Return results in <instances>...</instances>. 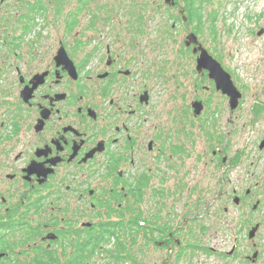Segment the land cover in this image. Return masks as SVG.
<instances>
[{
  "label": "flooded vegetation",
  "instance_id": "af4514ba",
  "mask_svg": "<svg viewBox=\"0 0 264 264\" xmlns=\"http://www.w3.org/2000/svg\"><path fill=\"white\" fill-rule=\"evenodd\" d=\"M192 7L199 13L193 22ZM0 9L13 15L3 25L9 34L0 35V264H143L146 256L173 264L198 253L262 264L257 240L264 222L247 214L258 212L262 200L239 180L227 194L210 185L209 166L216 177L229 165L224 149L214 150L209 163L205 142L199 143L188 160L191 154L177 146L172 127L160 126L153 106L160 58L171 42L160 34L158 16H168L176 33L180 20L199 22L201 5L0 0ZM190 33L199 37L195 28ZM178 46L176 59L190 55L197 63L199 45L182 37ZM196 72L200 82L210 80L233 119L230 97L208 71ZM196 102L203 109L211 104L195 98L192 109ZM150 198L153 215L146 212ZM221 213L234 221L232 248L197 243L210 227L222 230ZM242 233L249 252L240 250Z\"/></svg>",
  "mask_w": 264,
  "mask_h": 264
},
{
  "label": "rangeland",
  "instance_id": "374dc122",
  "mask_svg": "<svg viewBox=\"0 0 264 264\" xmlns=\"http://www.w3.org/2000/svg\"><path fill=\"white\" fill-rule=\"evenodd\" d=\"M179 2L181 6H185V3L191 0H179ZM194 5L202 6L203 22L186 26L180 20L181 26L177 27L176 33L171 29L172 23L168 21V16L161 14L158 16L159 24L164 27L160 29V34L171 42L168 44L167 55L160 58L161 71L158 87L153 92V106L159 117L160 126L172 127L177 146L191 154L188 160L193 161L197 156L194 150L199 151V143L203 146L205 142L209 163L213 158L214 150L224 149L223 156L229 158V165L222 172L218 171L216 177L212 176L213 167L209 166L208 182L210 185L217 184L216 189L220 187L223 191L226 190L225 194H227L231 181L235 184L238 180L242 181L241 187L250 188L255 193V200H262V207L258 212H252L249 208L250 213L247 211L246 213L251 215L253 222H264V149H260L264 141V0H196ZM11 12L12 9H0V35L9 34L4 30L7 26L3 25L13 17ZM212 16L217 18L215 25L210 22ZM192 28L198 30V40L203 48L231 75L235 86L243 94L233 119L229 117L231 110L222 96L211 92L210 80L199 81L195 59L190 55H180L179 58H175L180 51L178 42L182 37H188L189 29ZM172 37L177 39L173 41ZM195 98L211 101L207 108L202 109L200 114L203 117L198 120L193 116L196 115L195 109L190 105V101ZM222 111L224 112L221 113ZM187 114H191L192 117H187ZM167 161L171 164L176 162L171 161L170 158ZM221 173L225 178L224 182ZM163 202L161 201L162 205ZM180 203L175 202V209L171 205L169 210L171 212L178 210ZM255 203L256 201L253 202ZM164 204L166 207L170 206L168 202ZM145 206L148 214L153 215L157 212L155 202L151 198L146 200ZM232 206V204L229 206L230 212H235V216L239 219L238 209ZM163 213H166L164 209ZM221 218H224L222 230L217 226L210 227L197 243L210 246L216 245L218 241L225 243L227 250L232 248L235 237L230 227L234 221L231 215L221 213ZM245 236L246 233L240 236L244 241L240 246L242 253L245 247H248L247 252L251 248L250 241L248 239L246 241ZM257 243L264 246V226ZM149 246L145 245L144 248ZM103 257L104 260L107 259V256H99L97 261ZM162 258L164 256L157 257V261L154 262L150 256H146L143 264H163ZM105 262L101 261L100 264ZM190 263L241 264L239 260L229 261L225 257L221 260L214 254L204 256L201 253L193 255L189 263H183L176 258L173 262V264Z\"/></svg>",
  "mask_w": 264,
  "mask_h": 264
},
{
  "label": "water",
  "instance_id": "95a60500",
  "mask_svg": "<svg viewBox=\"0 0 264 264\" xmlns=\"http://www.w3.org/2000/svg\"><path fill=\"white\" fill-rule=\"evenodd\" d=\"M168 4L175 5L176 0H166ZM186 19V18H185ZM188 45L196 44L200 46L201 54L198 57L197 61V70L202 72L206 70L209 72V77L215 81L216 89L222 91L225 95L230 97V105L232 110H235L242 99L243 94L238 90L235 86L231 75L228 74L221 64L215 60L207 50H205L199 43L198 37L194 33H190L187 37ZM193 108L195 109V114L200 115L203 104L201 102H196L193 104ZM260 149H264V141L262 142ZM3 255L0 254V258Z\"/></svg>",
  "mask_w": 264,
  "mask_h": 264
},
{
  "label": "trees",
  "instance_id": "16d2710c",
  "mask_svg": "<svg viewBox=\"0 0 264 264\" xmlns=\"http://www.w3.org/2000/svg\"><path fill=\"white\" fill-rule=\"evenodd\" d=\"M195 1H196V0H191L190 4H191V5H194ZM188 12L191 13L190 16H189L190 20H191L192 22H193L194 20H196L198 14H199V13H197L198 10H197L196 8L192 7V8H190V9H188ZM197 20H198L199 22H203V16L199 17ZM216 21H217L216 16H212L211 19H210V22H211L213 25H215ZM213 29H215L214 26H213Z\"/></svg>",
  "mask_w": 264,
  "mask_h": 264
}]
</instances>
